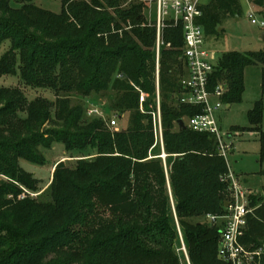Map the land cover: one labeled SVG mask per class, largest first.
<instances>
[{
	"label": "trees",
	"instance_id": "1",
	"mask_svg": "<svg viewBox=\"0 0 264 264\" xmlns=\"http://www.w3.org/2000/svg\"><path fill=\"white\" fill-rule=\"evenodd\" d=\"M251 3L264 8V0ZM62 4L63 12L54 14L34 0H0V47L9 45L0 77L19 76L21 84L0 87V264H224L220 228L207 216L227 212L230 193L221 178L228 166L215 136L178 125L203 112L179 101L187 75L183 27L164 28L158 85L156 51L134 42L148 49L157 40L143 5ZM201 10L206 36L218 35L224 20L242 12L240 0H212ZM252 66L262 67L263 99L249 112L251 128L240 129L260 134L264 159V52L223 54L210 89L226 82L223 102L241 103ZM136 87L149 96L143 103ZM111 90L117 93L113 117L130 114L126 131L114 132L106 117L86 121L88 108L72 101ZM158 91L165 160L154 138ZM56 144L95 157H80L74 168L59 163L44 199H37L31 194L41 193V183L21 161L44 166ZM263 201L261 194L252 199L253 207L261 206L247 236L258 245L264 242Z\"/></svg>",
	"mask_w": 264,
	"mask_h": 264
},
{
	"label": "rangeland",
	"instance_id": "2",
	"mask_svg": "<svg viewBox=\"0 0 264 264\" xmlns=\"http://www.w3.org/2000/svg\"><path fill=\"white\" fill-rule=\"evenodd\" d=\"M211 2L212 0H202L203 5H208ZM34 3L38 7L54 14H61L63 12L62 0H34ZM140 4L143 5L142 14L146 21L145 25L152 27L151 23L156 20L157 11L156 4L153 0H121L120 8L128 10ZM240 4L242 10L240 17L237 16L227 18L219 26L218 35L207 36L206 48L217 53V61L223 54L230 52L240 54L264 52V43L260 40V35L264 32V27L261 26V22H264V8L254 6L251 3V0H240ZM108 12L111 15H114L115 13L114 10H109ZM251 14L258 21V24L254 25L252 23V20L250 19ZM126 30L130 31L131 26L127 27ZM162 41L164 42L163 37ZM134 42L141 48H144L145 51L152 54L157 49V40L154 41L148 49L143 47L138 40L135 39ZM167 47H169V45ZM8 49V43H5L0 47V58ZM261 82L262 67L252 66L247 68L245 72V92L242 97V102L233 104L229 108H227L226 105V107L219 113L218 120L223 133L226 135L225 141L227 145L231 147L229 161L233 171L241 178V180H244L245 182L247 181L246 183L250 187V190L262 195V193H264V159L262 157L261 137L258 132H243L240 129L251 128L249 112L254 108L258 101L263 99ZM20 85L19 76L0 77V87H19ZM223 85H225L226 90H229L226 82H223ZM136 90L141 92L137 87ZM116 95L117 93L111 90L109 92L84 99L74 97L72 98V101L74 102V105L82 104L88 108V110L97 109L103 117L112 120L114 119V112H110L109 109L111 107L112 100L116 97ZM140 95L145 98L149 97L142 92ZM29 96L31 100L36 98L35 92L33 95L29 94ZM45 97L49 100H53V95L49 92L45 93ZM141 111L144 113V107L142 104ZM93 117L95 116L88 115V117H85V120L91 121V118ZM129 126L130 114L126 113L123 114L121 120L118 121V125L114 129H111L114 132H121L126 131ZM261 128L264 131V119ZM176 130L177 128H175V131ZM229 134L231 135V138H229ZM154 138L155 142H157L155 124ZM161 149L163 156L164 149L162 146ZM94 153L95 152L88 150L82 153L75 152L70 154L67 153L63 145L56 144L52 150L45 153L47 163L44 166L34 165L26 161H21V166L27 173L31 174L36 180L40 181L42 191L36 196L40 195L37 199H44L47 193H45V191L49 187L53 178L55 166L63 162L66 167L74 168L78 160H80V157L87 156L91 159L95 157ZM177 156L178 155H175V157ZM176 223L178 226L177 219ZM178 230L181 238V250L184 251V254H187L179 226ZM187 262L188 264L190 263L189 259H187Z\"/></svg>",
	"mask_w": 264,
	"mask_h": 264
},
{
	"label": "built area",
	"instance_id": "3",
	"mask_svg": "<svg viewBox=\"0 0 264 264\" xmlns=\"http://www.w3.org/2000/svg\"><path fill=\"white\" fill-rule=\"evenodd\" d=\"M156 4V20L151 24L157 30V84L160 79V51L164 45L162 35L167 24L183 27L185 47L183 58L186 62L187 75L182 79L183 96L180 103L187 106L201 107L203 112L192 118L183 119L186 128L197 133H206L215 136L220 155L225 159L228 173L221 180L229 188V207L221 216L208 215L207 222L220 228L219 258L224 264H264V242L260 245L249 242L247 236L250 231V219L261 206H252V199L260 193H256L243 183L241 178L233 171L229 153L231 147L225 141L219 125L218 115L226 107L223 102L227 92L225 85L220 84L215 90H211V77L215 73L219 60L217 53L206 48L207 36L200 19L203 16L202 0H153ZM250 19L254 25L258 21L251 14ZM264 27V22H261ZM170 46V45H169ZM145 97H141V102ZM89 116L103 117L97 109H91ZM156 129V145L160 144L164 149L162 115L160 97L158 91V111L154 114ZM118 125V118L110 122L114 129ZM231 135H229V138ZM163 159L166 158L164 154ZM2 177H0L1 179ZM32 197L36 195L31 194ZM264 197V193L261 195ZM25 198V195L22 196ZM264 203V201H263Z\"/></svg>",
	"mask_w": 264,
	"mask_h": 264
},
{
	"label": "water",
	"instance_id": "4",
	"mask_svg": "<svg viewBox=\"0 0 264 264\" xmlns=\"http://www.w3.org/2000/svg\"><path fill=\"white\" fill-rule=\"evenodd\" d=\"M260 40L264 43V32L260 35ZM178 125L180 126L181 129H185L186 128L185 123H184L183 120H179L178 121ZM225 206H226V208H228L229 207V203L227 202L225 204Z\"/></svg>",
	"mask_w": 264,
	"mask_h": 264
},
{
	"label": "crops",
	"instance_id": "5",
	"mask_svg": "<svg viewBox=\"0 0 264 264\" xmlns=\"http://www.w3.org/2000/svg\"><path fill=\"white\" fill-rule=\"evenodd\" d=\"M229 107H230V106H227V108H229ZM230 138H231V137H230ZM54 170H55V168H54ZM53 172H54V171H53ZM242 181L245 183V185H246L247 188H250V187L248 186V184L246 183L247 181H246V182H245L244 180H242Z\"/></svg>",
	"mask_w": 264,
	"mask_h": 264
}]
</instances>
